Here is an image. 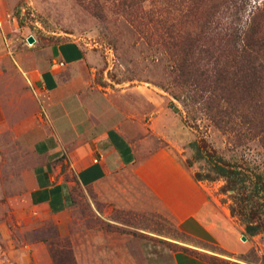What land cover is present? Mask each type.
Listing matches in <instances>:
<instances>
[{"label": "rangeland", "instance_id": "374dc122", "mask_svg": "<svg viewBox=\"0 0 264 264\" xmlns=\"http://www.w3.org/2000/svg\"><path fill=\"white\" fill-rule=\"evenodd\" d=\"M234 1L227 0L211 28L242 26L255 7L264 4V0H239L236 6ZM124 2L132 0H0L3 33L13 39L16 52L31 55L50 42L73 40L94 55L88 90L106 100L114 118L122 116L124 132L136 153L135 166L96 189L80 188L74 175L68 174L73 182L72 206L66 228L60 231L55 218L38 212L27 199L29 149L15 142L12 146L10 137L0 136V264H53L54 257L56 264H69V253L73 264H108L110 252L133 256L137 264H172L173 253L181 247L207 250L180 233L167 202L157 196L154 187L162 186L167 172L150 160L167 153L182 168L183 176L200 183L206 199L233 221L246 238L241 241L251 246L242 255H223L221 260L264 264V199L253 188L257 175L264 180V136L258 135V123H253V132L246 131L244 123L236 127L237 132L218 129L205 105H200V92L178 86V51L171 46L169 34L171 26L182 24L183 6L175 0L164 5L146 0L143 9L134 4L127 14ZM30 36L33 44L27 42ZM13 79L3 83H16ZM193 142L203 148L204 155L215 154L212 163L221 164L216 157L227 161L244 185L232 190V184L222 178L198 181L196 175L209 173L211 164L207 156L195 158ZM138 167L145 168L144 175L136 173ZM145 179L156 184L148 186ZM241 207L245 214L251 209L253 222L263 223L259 234L245 233L237 215Z\"/></svg>", "mask_w": 264, "mask_h": 264}, {"label": "crops", "instance_id": "0c3cea01", "mask_svg": "<svg viewBox=\"0 0 264 264\" xmlns=\"http://www.w3.org/2000/svg\"><path fill=\"white\" fill-rule=\"evenodd\" d=\"M4 21L0 9V136L10 137L12 146L15 142L29 149L32 162L25 180L27 199L38 212L55 218L61 231L72 206L73 182L68 174L74 175L80 188L96 189L135 166L136 153L124 132L122 116L114 118L106 100L88 90L94 55L73 40L50 42L37 50L40 54L16 52L13 39L3 33ZM35 42L40 44V40ZM10 79L16 83H3ZM150 162L167 172L163 188L160 184L154 188L167 202L181 233L228 254L248 252L251 246L241 241L243 235L233 221L216 211L200 191V183L183 176L169 153ZM136 173L144 175L145 168H136ZM197 252L216 257L220 260L216 264H241L229 257L222 261L223 255L211 251ZM119 254L123 257L107 254L108 264H137L133 256ZM172 264L212 263L175 251Z\"/></svg>", "mask_w": 264, "mask_h": 264}, {"label": "trees", "instance_id": "16d2710c", "mask_svg": "<svg viewBox=\"0 0 264 264\" xmlns=\"http://www.w3.org/2000/svg\"><path fill=\"white\" fill-rule=\"evenodd\" d=\"M145 1L124 2V13L130 14L134 4L143 9ZM168 1L171 0H154L159 5ZM175 1L178 6H183L179 11L182 24L171 26L169 34L171 46L178 51V55H175V60L179 63L175 66L181 78L178 80V86L192 87L200 92V105H205V112L216 128L231 133L237 132L236 127L241 128L242 123L246 126V131L248 128L253 129V123H258V135L264 136V4L255 7L248 21L242 26L228 28L222 25L215 30L211 25L227 0H220V3L219 0ZM238 2L239 0H235L234 4ZM235 5V10H239ZM236 12L237 17L238 11ZM162 15L161 13L160 16ZM173 97L177 100L180 98L176 95ZM171 107L178 110L174 105ZM190 146L196 159L202 160L207 156L206 160L211 164L208 167L209 173L204 176L196 175L198 181L222 178L232 184V190L244 185L245 181L240 178L238 171L229 167L227 161L216 157L221 164L212 163L211 159L215 156L213 152H206L204 155L203 148L197 142L191 143ZM255 178L253 188L257 193L262 192L261 197L264 199V180L259 175ZM244 210L246 209L241 207L237 215L244 223L245 233L249 236L259 234L263 223L253 222L254 214L251 209L247 210L246 214ZM231 212L235 215L234 210L231 209ZM181 234L205 246L207 251L228 255L218 247ZM176 251L212 264L220 262L214 256L200 254L186 247ZM68 263L73 264L70 253ZM53 264H56L55 257Z\"/></svg>", "mask_w": 264, "mask_h": 264}, {"label": "water", "instance_id": "95a60500", "mask_svg": "<svg viewBox=\"0 0 264 264\" xmlns=\"http://www.w3.org/2000/svg\"><path fill=\"white\" fill-rule=\"evenodd\" d=\"M27 42L29 43V44H33L34 43V39H33V37H28V39H27ZM242 239L245 241L246 240V238L245 237H242Z\"/></svg>", "mask_w": 264, "mask_h": 264}]
</instances>
